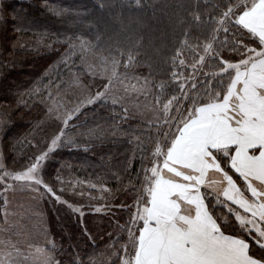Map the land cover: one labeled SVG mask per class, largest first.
<instances>
[{
    "label": "snow or ice",
    "instance_id": "obj_1",
    "mask_svg": "<svg viewBox=\"0 0 264 264\" xmlns=\"http://www.w3.org/2000/svg\"><path fill=\"white\" fill-rule=\"evenodd\" d=\"M76 16L87 14L78 12ZM192 19L201 22L198 13L194 12ZM185 25L178 17V26ZM221 34L224 40H219ZM229 35L233 37L231 42ZM182 37L169 58L170 64L174 68L191 67L192 75L185 77L173 71L178 94L155 97L153 119L147 122V139L151 142L148 156L145 160L141 155V169L135 177L138 185L130 182L135 195L132 205L127 206L129 218L122 226L117 222V227L127 233L126 243L120 245V264H264V0H225L217 15L209 14L208 34L203 42L190 43V30L183 31ZM75 40L73 43L72 37H65L57 42L66 43L70 51L77 46L81 51L95 47L83 37ZM138 44L139 41L124 45V50L117 45L110 59L101 57L105 64L110 63V70L106 68L102 74L103 90L89 95L77 107L61 111L53 94L48 93L51 106L46 115L58 119L61 126L23 170H10L0 147L5 224L6 193L13 188L9 181L27 185L38 195L43 188L56 202L65 204L81 219L84 217L82 205L62 200L44 181V165L59 149L77 146V138L67 130L79 127L71 122L79 120L85 107L108 100L113 105L119 103L113 95L117 84L124 95H146L151 91L148 78L128 76L127 70L136 63ZM225 47L227 56L222 54ZM186 53L190 64L186 63ZM208 59L217 61L216 70L205 73ZM198 74L204 75L202 82ZM160 88L163 91L164 85ZM33 93L40 95L37 88L26 94ZM121 109L120 119L127 120L128 109L123 105ZM6 123L0 120V129ZM102 132L96 125L82 135L97 140L102 139ZM134 139L138 146L142 144L139 137ZM210 173L219 179H209ZM81 231L94 242L87 226L82 225ZM108 236L112 241L109 247L115 248L120 237L113 240V233ZM58 250L53 239L47 248H36L35 252L43 257L41 264H61L52 255ZM19 257L29 259L17 244L5 241L0 264H15ZM71 264L84 262L74 258Z\"/></svg>",
    "mask_w": 264,
    "mask_h": 264
},
{
    "label": "trees",
    "instance_id": "obj_2",
    "mask_svg": "<svg viewBox=\"0 0 264 264\" xmlns=\"http://www.w3.org/2000/svg\"><path fill=\"white\" fill-rule=\"evenodd\" d=\"M224 3L225 0H1L0 16L4 19H0V116L7 123L0 132L8 168L23 170L29 159L61 126L59 122L47 121L44 104L37 101L28 105L20 103L26 93L46 82L45 78L64 61L68 45L57 41H64L65 37H83L95 46L92 49L95 54L109 59L110 52L115 55L111 50L117 45L124 50V45L139 41L136 63L127 71L148 78L157 97L176 95L177 84L172 79V72L180 68H174L169 58L177 42L183 38L185 30L191 32L190 43L203 42L208 34L209 14L217 15ZM61 9L65 11L57 14ZM78 12L87 16L78 17ZM194 12L200 15L201 22L192 19ZM178 17L186 22L185 27L178 26ZM22 37L31 38L35 43L21 46L18 42ZM219 40H224L223 34ZM232 40L229 35L228 41ZM224 51L228 52L227 47ZM185 59L191 63L187 53ZM216 63L213 60V64ZM119 111V107L109 101L85 107L83 115L76 120L78 128L100 125V128L119 130L120 137L102 138L91 144L77 140L76 147L59 149L48 161L47 180L55 178L52 169L70 163L84 169L96 182L117 184L121 180L124 186L138 182L135 177L140 170L136 172V168L141 164V155L147 159L151 143L147 139L149 125L144 123L138 127L127 121L118 123L116 114ZM134 137L140 138V146ZM141 148L143 152L139 150ZM2 204L0 197V219ZM73 218L66 212L61 229L71 238L67 240L71 262L75 251L90 256L101 250V246L93 245L83 236L79 222ZM90 222L100 228L98 222L89 220L87 224ZM54 225L58 230L56 223Z\"/></svg>",
    "mask_w": 264,
    "mask_h": 264
},
{
    "label": "rangeland",
    "instance_id": "obj_3",
    "mask_svg": "<svg viewBox=\"0 0 264 264\" xmlns=\"http://www.w3.org/2000/svg\"><path fill=\"white\" fill-rule=\"evenodd\" d=\"M19 40L20 42L18 43L21 46L28 43H35V40H32L31 38L22 37L19 38ZM73 43H76L75 39H73ZM50 46L51 45H48L47 47ZM250 46L254 47L255 45L252 44ZM222 54L227 56L228 52L224 51ZM101 57V55L95 54L92 49L81 51L77 46L75 51H70L68 47V52L62 64L55 67L51 74L45 78L46 82L37 87L40 91V95H36L35 93L31 96L26 95L23 98L24 104H33L37 101L48 108L51 106L48 93L51 92L54 101L60 105L61 111L71 110L72 108L77 107L80 102L89 95L94 94L97 90H103L102 84L105 80L102 74L106 68L110 70V63L105 64L101 60ZM186 63H188V61H186ZM207 63L209 67L204 68L203 71L205 73L215 71L213 60L208 59ZM77 68L80 73L77 71ZM120 71L123 72L124 70L120 69ZM179 71L182 72L185 77L192 75L191 67H180ZM128 76L129 78H144L137 72H128ZM204 79L205 77L203 74H198L199 82H202ZM132 82L135 83V80ZM149 82L151 91L146 95H124L120 91L121 86L119 84L116 85V90L113 95L119 100V103L113 105L111 100L108 101L113 106L119 107L120 111L116 114L118 123L123 124L127 121L130 124L140 127V125L144 123L148 125L147 122L153 119L152 106L155 103V97L157 96L154 93L153 83L150 80ZM210 82L215 83L213 81ZM175 84H177V82H175ZM121 105L128 109L127 120L120 119L122 114ZM0 120L5 121L2 116H0ZM47 121L60 123L58 119L50 118L49 116H47ZM76 122L77 121L75 120L71 123L76 124ZM86 129H83L82 126H80V128L76 127L72 129L70 126L67 131L73 138H77V140H81L88 144L100 140H90L87 135H82L86 133ZM101 129H103L101 134L102 138L111 139L120 137L119 130L117 129ZM52 131H56V126ZM90 146L92 145H89V147ZM0 147L3 148L5 155L1 132ZM133 162L134 160L132 163ZM47 165L48 162L45 163L43 169L44 181L56 190V194L61 196L62 200L67 201L73 206L82 205L85 213L84 217L81 219L65 204L56 202L51 195L45 193L43 188H41L40 194L38 195L37 192L27 185L9 181V183H13V188L6 193L8 200L7 224H5L3 219L5 207L4 203L2 204V219H0V250H3L5 241L15 243L21 248L24 255L29 257L27 260L23 257H19L16 259L15 264H33L34 261L35 264H41L43 257L38 256L35 249L47 248L48 242L54 239L59 250L53 252L52 255H54L57 260L61 261V264H71V260H69L70 255H68L69 245L67 243L68 238H71L67 232H62L63 230H61L63 229L62 218L66 215V212H68L74 217L73 219L76 222H79V227L81 229L82 225L87 226L88 231L91 234H94H92V237L94 238V242L92 241L93 245L96 244V246H101V250L98 254H90V256H88L85 252L79 253L75 251L74 258L79 260L83 259L82 261L84 264H89V261H91L92 264H120V259L123 258V252L120 251V245L126 243L127 233L122 232L121 229L117 227V222L122 226L129 218L130 212L127 206L132 205L133 197L135 195L134 191L131 190L130 184L124 186L122 185L123 181L121 180L118 181L117 184H111L105 181L96 182V179L89 177L84 169L70 163H64L58 169H52L51 173H53L55 178L53 180H47ZM140 169L141 164L137 166L136 172ZM57 176H59V180H57ZM209 179H219V177L210 173ZM133 184L138 185V182ZM93 185L95 187H92ZM60 189H63V192H61ZM80 193H83V195ZM0 197L2 201H4L3 188H0ZM106 205L111 207L105 208ZM120 205H124L125 207L121 208ZM96 208H101L102 211L96 212ZM89 220L98 222L100 228L98 226H96L97 228L93 226L92 222L87 224V221ZM54 223H56L58 230ZM108 233L114 234L113 240L120 237L115 248L109 247L112 241H110ZM71 243L74 244L73 241H71ZM48 251L51 252V249L49 248ZM76 253L79 254L78 257L76 256ZM117 253H119V255H117Z\"/></svg>",
    "mask_w": 264,
    "mask_h": 264
},
{
    "label": "crops",
    "instance_id": "obj_4",
    "mask_svg": "<svg viewBox=\"0 0 264 264\" xmlns=\"http://www.w3.org/2000/svg\"><path fill=\"white\" fill-rule=\"evenodd\" d=\"M218 177V176H217Z\"/></svg>",
    "mask_w": 264,
    "mask_h": 264
}]
</instances>
